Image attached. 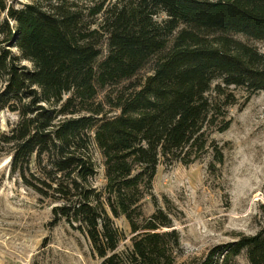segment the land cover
<instances>
[{"label": "trees", "instance_id": "obj_1", "mask_svg": "<svg viewBox=\"0 0 264 264\" xmlns=\"http://www.w3.org/2000/svg\"><path fill=\"white\" fill-rule=\"evenodd\" d=\"M29 1L17 8L0 0V113L18 118L0 133L10 176L40 203L52 201L55 224L83 235L100 264H178L182 213L154 195L157 169L191 165L209 150L223 162L212 136L232 124L233 90L246 103L264 91L256 46L264 43V0L104 1L87 15L79 0ZM96 150L102 189L93 185ZM121 218L129 235L115 224ZM242 256L264 264V227L214 247L199 264Z\"/></svg>", "mask_w": 264, "mask_h": 264}, {"label": "rangeland", "instance_id": "obj_2", "mask_svg": "<svg viewBox=\"0 0 264 264\" xmlns=\"http://www.w3.org/2000/svg\"><path fill=\"white\" fill-rule=\"evenodd\" d=\"M79 1L87 15L90 7L104 1L112 5L117 0ZM29 2L9 0L17 8ZM85 19L90 23L100 16ZM256 46L264 50V43ZM24 65L31 68L28 63ZM150 69L147 67L140 76L148 75ZM233 91L239 105L229 110L232 124L226 132L212 136L225 156L223 162H215L209 150L191 165L176 162L171 166L160 164L157 169L154 195L163 208L167 199L182 213L174 222L183 247L178 264H199L214 247L232 243L240 236L255 235L264 227V91L247 103L244 91ZM17 120L14 113H0V133L9 131ZM94 154L98 172L93 185L102 189L106 182L103 160L97 150ZM10 162V155L1 154L0 264H100L83 235L65 221L55 224L52 201L40 203L31 190L10 176ZM144 205L146 214H151V199H146ZM115 224L129 235L130 228L123 218ZM129 246L130 241H123L121 250ZM238 263L248 264L243 256Z\"/></svg>", "mask_w": 264, "mask_h": 264}]
</instances>
